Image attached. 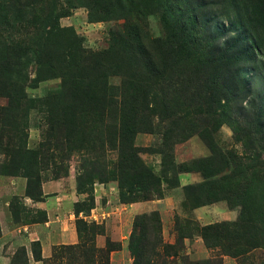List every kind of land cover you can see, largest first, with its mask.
Segmentation results:
<instances>
[{"label": "rangeland", "instance_id": "obj_1", "mask_svg": "<svg viewBox=\"0 0 264 264\" xmlns=\"http://www.w3.org/2000/svg\"><path fill=\"white\" fill-rule=\"evenodd\" d=\"M34 1L0 0V56L4 44L27 52L21 67L0 76V175L33 181L34 197L42 181L75 180L83 193L78 218L86 224L82 243L63 252L68 264H112L107 241L105 247L97 242L105 225L91 212L98 201L119 235L115 222L120 203L126 204L122 196L130 202L168 196L176 206L136 215L125 237L127 252L115 255L113 264L130 258L135 263L132 240L137 264H264V0ZM137 4L144 7L142 15L133 9ZM135 21L138 35L130 25ZM176 31L209 52L185 58L186 49L172 38L175 47L157 59L165 78L131 57L138 40L154 50L152 41ZM91 54L95 66L82 69ZM125 80L139 88L144 130L136 134L135 146L142 165L159 180L154 185L142 168L137 177L117 166L110 124L118 108L109 98L100 99L98 116L73 117L66 110L73 99L87 104L91 86L116 87L114 97L121 94ZM85 120H92L91 128ZM205 128L224 157L209 160L208 137L200 134ZM212 162L222 163L217 177L201 171ZM184 172L196 180L179 187ZM204 206L211 211L200 218L196 209ZM162 216L171 221V235L163 232ZM207 225L214 228L203 230ZM107 240L114 250L122 248L121 241ZM22 258L24 249L18 248L12 264H25Z\"/></svg>", "mask_w": 264, "mask_h": 264}, {"label": "crops", "instance_id": "obj_2", "mask_svg": "<svg viewBox=\"0 0 264 264\" xmlns=\"http://www.w3.org/2000/svg\"><path fill=\"white\" fill-rule=\"evenodd\" d=\"M195 180L196 176L192 172H184L179 177V187L187 186ZM27 185L25 177L0 175V264H12L18 248H25L28 264H65V259L62 262L60 257L55 260L54 254L60 246L77 245L81 242L75 209L83 193L78 191L75 180L70 177L42 181L36 197L27 193ZM14 199H17L15 211L12 205ZM119 206L117 210L120 212L115 222L119 235L111 230L114 225L109 219L111 213L98 205V201L91 212L92 218L101 220L105 225V233L97 237L99 247H105L108 238L122 242L121 249L111 251L112 264L115 255H125L127 252L125 239L136 215L151 210L166 213L176 206V201L165 196L157 200L120 203ZM207 207L196 209L200 218L203 213L211 211ZM161 220L165 236L169 235L167 224L171 223L170 219L162 216ZM35 243L40 244L42 259H37L34 255ZM196 245L198 251H203L198 242ZM128 260L125 263L131 264L132 258Z\"/></svg>", "mask_w": 264, "mask_h": 264}, {"label": "trees", "instance_id": "obj_3", "mask_svg": "<svg viewBox=\"0 0 264 264\" xmlns=\"http://www.w3.org/2000/svg\"><path fill=\"white\" fill-rule=\"evenodd\" d=\"M10 1V4L13 2V0H7V2ZM40 1V0H37ZM37 1H34V4H36ZM6 2V1H5ZM18 3L19 1H14V4L18 7ZM9 4V5H10ZM33 4V5H34ZM14 5V6H15ZM11 8H13V6H10ZM133 9L135 10V13H137V15H142L141 13L144 10L143 6H139L138 4L136 6H133ZM140 18V16H139ZM131 28L136 30V35H138L137 33H139L141 30L140 25L138 22H132L130 23ZM172 38H174L176 40V43L181 47H183L184 49H186L187 51V57L185 58H190L191 56H195V55H199L197 53H199L202 49L208 53L209 49L208 46H199V43L195 42V38L194 37H188V35L183 34L182 32H174L171 33L166 39H158V40H154L152 41L151 45L153 47L154 50L148 48V46L146 45V43L144 41H137V44L134 46L135 49L131 50V57L136 60V62H140L143 63L144 66L151 72L157 75H163L165 74L164 72H162L161 70V66L158 65L157 63V59H159V57L163 60V54L164 52L167 51L168 47H175V46H171L170 44L173 43ZM193 38V39H192ZM154 44V45H153ZM232 48V47H231ZM26 49V48H25ZM24 47L21 45H15V44H4L2 46V53L0 56V76L2 75V72H4L5 74L7 73L8 70H11L12 67H21L22 65V61H23V56L26 55L27 52H25ZM233 49V48H232ZM37 53H40V51H38L37 49L34 50ZM153 51L154 54L151 52ZM225 54H227L226 57H228V54H230L231 49H225ZM107 51H105L102 54H105ZM43 53V52H42ZM44 54V53H43ZM189 55V56H188ZM99 56L101 57V54H99ZM93 59H96V55L91 54V58L89 61H82V69L84 70H91L92 67L95 66V63L92 62ZM232 59V58H231ZM51 61V59L49 60ZM97 65H100V63H98ZM89 76V74H88ZM167 75H163L161 78H165ZM90 77V76H89ZM2 81H0V87H2ZM5 86H8L9 83L7 81H4ZM15 89H22L20 87H14ZM108 89L110 90V88L105 87V89H97L94 87H89L87 88V90L85 91V95L87 97V104L83 101V100H76L73 99L71 100V102L67 105L66 110L71 113L73 115V117H75L76 115L80 114L82 118H85L86 115H88V113L90 112L92 116H98V112L99 110V101H101V98H109L110 99V106H114L116 108H118V116L115 118V120H113L110 124L111 127V142L114 145V149L118 151L119 154V161L117 166L119 167L120 170H127V171H132L134 173V175H137V177H139V171L142 168L143 170H145L146 176H148L151 180H152V185H154V182L159 181L158 178L156 177V175L149 170L148 168L144 167V165H142V162L138 156L139 154V150L138 148L135 146V136L137 133H139L140 131H143L144 128L141 127V118L140 115L142 113V110L140 108V101H139V96H138V92H139V88H135L132 87L130 88L127 85V80L124 81V83L122 84V87L120 88L121 94H117V98L116 96L114 97V89H116V87H112L111 91H108ZM102 93L98 94V93ZM91 102V103H90ZM87 105H90L91 108L86 109L85 107ZM155 108H149L148 112L149 113H154ZM103 114V118L106 116L107 113H102ZM86 123L89 124V128H91V123L92 120H85ZM95 128V127H94ZM206 129V130H205ZM204 130L206 131L205 134H203V132L201 131L200 134H202V136L204 135V137H208L211 133V129L209 128H205ZM96 130V128H95ZM192 131V130H190ZM208 133V134H207ZM208 147L211 150V155L208 156L209 160L212 157H215L216 155L219 154V146L216 144L215 139L214 138H205ZM86 143H90V139L87 138L85 140ZM83 147H87V146H83ZM220 155V154H219ZM224 155H226L227 158H229V152H225ZM222 156V155H220ZM224 157V156H222ZM223 161V160H222ZM221 162H216V163H210L209 165L206 166V168L201 169V171L203 173H209L208 171L212 172V174L210 175V177L215 176L217 177V175L222 171L221 168ZM29 176V175H28ZM138 179V178H137ZM137 179L135 182H137ZM134 182V183H135ZM34 182H28L27 185V193L29 194V189H31L32 187H34ZM39 187L38 190H40L41 187V183H39V185H37ZM147 199V198H145ZM223 199V198H221ZM214 198H210L209 199V203L211 201H213ZM139 201V200H136ZM136 201H126L125 199H123L122 196V203H132V202H136ZM76 213L77 216L79 215V213L81 212L78 209V203H76ZM157 213H153V215H156ZM141 215L143 214H139L136 216V218L139 216L142 217ZM86 224V222L83 219H80L77 217L76 219V224H77V229L78 232L80 233V237H81V241L83 238L82 235V228H81V224ZM137 221L135 222V227L137 225ZM214 227L212 225H207L205 227H202L203 230H212ZM143 234H145V232H143ZM82 242H80L77 245H68V246H60L58 248H56V252L54 254V258L55 260H57V258H59L60 262L63 261V259L65 258V255L63 254V252H66L67 249L70 248H76L78 247ZM34 246H36L34 248V255L37 259H42L41 253H40V244L39 243H35ZM129 248L132 252V254L134 256H136V258H138L134 264H137V262L139 261V257L140 255H138L137 253V248L134 245V242L132 240V242H130ZM24 249V258H22V261L25 264H28V257L26 254V250ZM115 248L109 246V240H107V250L108 253H110L112 250H114ZM238 253V252H237ZM238 255V254H236ZM107 260H109V256L107 258ZM65 264H68L67 260L64 261Z\"/></svg>", "mask_w": 264, "mask_h": 264}]
</instances>
